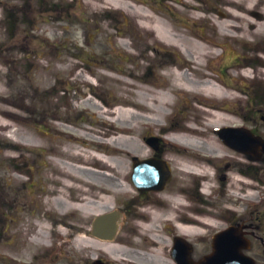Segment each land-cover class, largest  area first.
Masks as SVG:
<instances>
[{
	"label": "rangeland",
	"instance_id": "rangeland-1",
	"mask_svg": "<svg viewBox=\"0 0 264 264\" xmlns=\"http://www.w3.org/2000/svg\"><path fill=\"white\" fill-rule=\"evenodd\" d=\"M0 1L5 3L3 8L0 7V108L7 110L0 112V123L6 125L0 129V192L9 197L0 200V264H12L13 256L17 258V264L23 259L26 264H80L86 255L74 248L72 237H65L67 243L63 242L56 231L57 243L53 246L40 242L31 247L29 244L39 233V223L46 225L44 218L50 217L54 225L53 218L59 216L55 198L62 193L80 195L78 191L64 188L61 174L66 169L63 164L79 165L75 157L77 154H86L99 162L103 159L117 162L122 156V144L116 141L118 137L143 142L140 136L146 131L143 124L148 122L147 118L137 122L131 119L125 123L117 120L118 115L113 112L126 108L140 111L138 107H130L128 101L140 102L146 90L152 93L162 91L164 83L174 79L173 72L180 70V64L190 57L185 47L177 46L144 27L143 20L135 14L138 11L145 9L152 16L172 25L184 35L185 42L191 40L214 50L216 53L203 61L202 71L211 75L209 79L229 93L221 98L183 89L174 91L170 94L176 104L166 108L167 114L161 124L174 125L177 120L183 125L189 124L200 116L193 105L207 104L222 108L228 106L236 113L231 115L240 120L235 125L264 129L262 121L250 119L253 108L257 111L262 108L259 98L253 105L250 92L256 88L259 96L264 89V36L247 35V43L225 36L212 22V18L224 20L223 12L219 11L222 0H192L206 10L207 18L202 19L195 16L203 12L188 8L183 0L181 3L180 0H30V5H25L24 0ZM22 5L26 9H17ZM246 28L250 30L249 25ZM213 40L218 46L213 47ZM186 47L191 52L197 50L192 44ZM86 53L93 56L92 60L84 62L79 59ZM240 63L247 64L248 71ZM217 65H224L223 69L230 66L226 81L237 89L233 91L226 81H222L219 74L222 68ZM186 73L184 76L189 74L191 78L198 79L196 71ZM239 95L241 100L233 98ZM150 105L159 109L158 105ZM105 109H109L110 114L103 113ZM140 113L145 117L156 114ZM155 117L159 118L158 115ZM106 118L112 120L111 124L105 122ZM123 126H132L136 131L134 134H103ZM155 133L157 135L149 137H159V150L152 147L151 156L166 161L168 152L179 157L204 153L186 149L184 144L172 138L173 133L161 132L158 128ZM210 135L219 136L214 129ZM124 146L132 148L133 144L124 143ZM227 148L244 163L219 161L217 178L230 168L229 173L240 168L255 175V180L263 185L264 165L228 145ZM188 150L189 153H186ZM133 164L134 159L127 158L131 173ZM167 164L172 170L168 188L160 192L141 191L128 177L125 183L133 190L131 196L135 198H111L112 207L117 206L125 213L123 234L128 238H137L132 225H135L134 217L139 204L153 201L157 194L174 185L177 163L170 160ZM18 172L22 175H17ZM15 175L20 177L19 182L15 180ZM82 176L94 181L91 175ZM193 184L195 181L192 178L186 179L187 186ZM263 192L258 193L255 200L244 201L242 205L220 199L215 205L217 208L209 207L214 213L217 211V218H209L217 224L199 235L182 234L175 222L161 225L167 247L163 256L155 258L153 264H177L171 255L176 235H183L194 244L195 257L210 251L214 234L241 220H254L264 237ZM94 201L97 205L101 203L97 199ZM226 207L234 210L228 212ZM45 213L53 218L45 216ZM82 213L76 210L62 218L78 229L86 225ZM48 234L44 229L43 238ZM138 239L143 241L142 237ZM125 248L133 258L134 250L144 252L142 248L131 245ZM98 256L103 258L102 264H124L105 251H97L87 264H101L95 261Z\"/></svg>",
	"mask_w": 264,
	"mask_h": 264
},
{
	"label": "bare ground",
	"instance_id": "bare-ground-1",
	"mask_svg": "<svg viewBox=\"0 0 264 264\" xmlns=\"http://www.w3.org/2000/svg\"><path fill=\"white\" fill-rule=\"evenodd\" d=\"M183 3L191 9L199 8V5L192 0H183ZM223 21H218L217 18H212V22L216 24L221 31L233 39L245 42L247 35L250 36H264V0H222ZM144 22L150 32L159 35L162 38L172 41L178 46L185 47L189 51L190 57H187L182 64H180V70L174 73V79L167 83L162 91L152 93L148 90L142 93V99L140 102L128 101L130 107L135 106L140 108V111L134 109H117L114 114L118 116L116 119H120L122 122H126L131 119H135V122L147 118L148 122H145V133L140 137H145L148 134L155 135V130L158 128L163 131H176L193 130V122L183 125L177 120L175 125H164L161 121L165 120L167 114L166 108H170L175 101L172 99L170 93L179 91L180 89L191 91L192 93H207L212 95L220 94L221 89L214 84L209 78L211 75L202 71L203 61L208 56L211 57L213 51L209 46L202 45L198 42L191 40L184 41V35L177 32L176 28L167 24L164 20L152 16L148 11L142 9L135 13ZM202 15H196L195 18H201ZM249 25V28H246ZM193 45L197 50L190 52L186 45ZM207 57V58H208ZM240 65H243L240 63ZM185 70V71H184ZM193 70L198 79H193L187 74ZM187 72V76H184ZM150 96L151 98H149ZM239 98L240 96H236ZM150 100V101H149ZM158 105L159 109L156 110L153 106ZM125 104V103H124ZM93 106L102 108L96 103H92ZM127 106V105H126ZM199 116L197 119L201 121V127L197 129L199 137L191 136L188 134H180L179 140L192 149L203 151V154H191L190 156L179 157L171 152H168L169 160L177 163L176 165V184L172 188L167 189L161 194H157L156 202L158 205L154 206L149 212L150 217L147 222L136 220L132 229L134 235L143 238V242L139 239H130L123 231L125 230V213L122 210L113 208L111 205V198L117 197H129L132 192L129 189L128 184L125 183L129 176L127 158H132L135 154L140 157L149 156L151 153V147L146 143L131 141L130 139L120 136L116 141L122 144L120 154L122 155L117 162L112 160H96L86 154L75 156L79 165L66 162L64 163L65 171L61 174L64 188L68 190L78 191L79 196L63 194L60 197L55 198L58 215L60 214H72L76 210H80L83 213V217L86 225H81L78 229L71 223L70 230H67L63 226L57 225L56 230L59 235L63 237H72L74 248L86 253L83 258L89 262L92 260V255L97 251L104 250L113 256L117 261H125L130 257V253L127 252L125 245H131L134 247L143 248L144 252L137 253L133 251L135 259L142 264H153L155 258L163 256L167 247L166 239L163 234L155 233L154 230L159 232L161 224L165 223L170 225L175 222L183 234H202L206 228L213 227L217 223L209 219L211 217L201 214L198 217H193L188 213L187 206L182 204V200L176 194L179 190L183 189L186 185V179L193 176L196 179L198 177L194 172L199 173L205 168V164L213 161H234L236 156L232 155L227 148V145L217 136L210 135L211 130L217 127L229 126L238 122V119L233 117V112L225 113L227 108H222L216 105L203 104L202 106L193 105ZM226 109V110H225ZM6 109L0 108V112L3 113ZM103 113L110 114L108 109L102 111ZM140 112L150 113L158 115L159 118L145 117ZM1 122V121H0ZM114 122V121H113ZM184 126V127H183ZM6 127V125L0 123V129ZM136 129L132 126H123L106 131L104 135H111L113 133L134 134ZM124 143H132L133 147L128 148L124 146ZM206 148L207 150H204ZM74 158V157H73ZM72 158L73 161H75ZM179 164V166H178ZM82 175H91L94 181L86 179ZM58 178H56L57 180ZM55 180V179H54ZM16 181H20V177L16 178ZM249 185L250 182L245 180ZM87 186V187H85ZM52 192V191H51ZM247 198L253 200L254 194L248 193ZM9 199L8 195L3 191L0 192V200ZM101 202L97 205L96 201ZM117 207V206H116ZM114 209L118 215L116 229L114 234L109 238L99 236L92 227L94 218L104 214H110ZM146 213L141 214V216ZM65 219V218H64ZM58 223V221H57ZM39 233L32 238L31 245H37L39 242L44 244L46 239L43 238L45 225L39 223ZM81 232L83 234H76ZM147 257V258H146ZM152 257V258H150ZM152 259V260H151ZM80 264H83L81 261ZM167 264V263H162Z\"/></svg>",
	"mask_w": 264,
	"mask_h": 264
},
{
	"label": "water",
	"instance_id": "water-1",
	"mask_svg": "<svg viewBox=\"0 0 264 264\" xmlns=\"http://www.w3.org/2000/svg\"><path fill=\"white\" fill-rule=\"evenodd\" d=\"M234 132V129H224L221 131L224 139L233 146L246 150L245 142H235L230 133ZM107 226L106 233L112 231L111 218H105ZM103 225V223H102ZM242 230L241 228H230L229 230L217 235L214 242V253L206 256L198 264H255L254 259L246 256L242 252L243 246H248V241L242 244ZM190 261H187L189 264Z\"/></svg>",
	"mask_w": 264,
	"mask_h": 264
},
{
	"label": "flooded vegetation",
	"instance_id": "flooded-vegetation-1",
	"mask_svg": "<svg viewBox=\"0 0 264 264\" xmlns=\"http://www.w3.org/2000/svg\"><path fill=\"white\" fill-rule=\"evenodd\" d=\"M253 95H256V92H255V91L253 92ZM263 157H264V156H263Z\"/></svg>",
	"mask_w": 264,
	"mask_h": 264
}]
</instances>
